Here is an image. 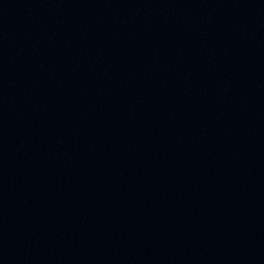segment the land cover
<instances>
[{
    "label": "water",
    "instance_id": "obj_1",
    "mask_svg": "<svg viewBox=\"0 0 264 264\" xmlns=\"http://www.w3.org/2000/svg\"><path fill=\"white\" fill-rule=\"evenodd\" d=\"M0 264H264V0H0Z\"/></svg>",
    "mask_w": 264,
    "mask_h": 264
}]
</instances>
